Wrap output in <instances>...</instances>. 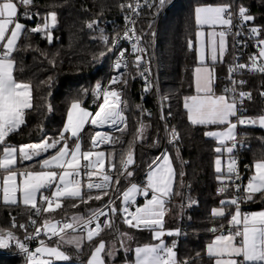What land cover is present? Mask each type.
I'll use <instances>...</instances> for the list:
<instances>
[{
  "label": "snow or ice",
  "instance_id": "1",
  "mask_svg": "<svg viewBox=\"0 0 264 264\" xmlns=\"http://www.w3.org/2000/svg\"><path fill=\"white\" fill-rule=\"evenodd\" d=\"M166 0H156L160 7L165 6ZM34 0H0V195L4 204L16 205L22 202L34 210V216L41 217L44 213H53L64 207V200L76 201L71 205L78 208L80 204H90L92 201L107 202L96 208H89L87 215L73 214L67 219L53 220L43 218L38 224L37 219L29 217L33 232L28 231V225L17 224L13 219L11 228L0 229V249L16 248L23 253L26 264H56L67 262L71 264L74 257L61 250L62 245L74 247L79 253L87 242L91 248L90 254L82 264H108L114 261L119 251L131 252L133 258L125 260L124 264H193L192 261L177 259L176 242L171 245L165 243V236H179V229H166L165 217L170 211L169 205L173 197H181L183 193L176 191L177 172L173 165V157L164 149L159 156L147 166L145 182L140 185L130 182V186L121 191L123 178H131L134 172L130 170L135 164L134 147L136 143L146 138L149 125L138 121L132 140L128 141L127 150L121 151L119 167L115 160V151L106 154L98 150L103 145L123 144L120 136H114L107 131H95L90 137V147H82L81 133L87 125L99 129L107 127L115 132L125 133L128 128L125 110L128 102L124 99V89L130 79L138 74L144 80V91L152 88L149 81L151 74L150 60L145 59L147 47H142L143 35L137 34L135 20L142 7L149 6L147 0H129L120 5L127 9L129 15L124 17L125 28L123 34L119 32L109 37L101 32V41L105 51L99 53L105 57L112 52L117 55L114 69L117 75L112 77L107 87L97 83L92 95L99 103L96 110L90 111L82 106L81 101L72 102L66 114V122L58 135L45 137L40 142H33L14 146L8 143L9 137L17 133L25 125L26 117L34 108L33 89L29 82L18 80L15 76V54L20 47V40L29 34L43 33L49 43L53 40L52 29L57 24V13L49 12L42 18V23L28 28L21 22V17L34 20L39 13H31L29 9ZM155 6V5H153ZM23 9V12H21ZM234 16L236 23H234ZM255 16L248 7L238 5L235 13L231 3L219 5H201L194 9V22L198 29L207 26L212 29L207 33L208 40L203 39V31L196 32L197 42L200 44L199 61L202 66L194 69L195 95L185 98L184 108L191 125L222 126V130H209L206 137L213 138L217 146L214 152L217 158L214 161L216 179L219 183L218 195L225 198L219 201V206L210 210L213 221L227 220V227L223 223L219 227L213 226L209 231L214 238L205 246L204 255L210 264H264V210L242 213L240 205L254 201L258 197L264 198V159L246 165L251 172L246 183H242L238 159L235 155L237 144V129L260 127L264 129V114L257 117L244 115L241 111L245 100L251 99V92L244 91V79H237L245 72L264 75V27H247L249 22L255 21ZM99 20H91L87 28L98 26ZM246 27L253 52L249 54L247 62L237 61L228 67L227 81L222 92H216L213 69L203 66L206 49L209 52L212 64L222 62L227 50L226 37L231 33L235 37H242L243 32L233 28ZM220 30L217 31L216 29ZM127 41L129 49L121 47V42ZM248 41L237 40L243 47ZM30 47V45H29ZM188 47H193L189 40ZM119 86V87H116ZM264 96V91L260 93ZM165 100L167 97L164 98ZM238 105L240 107H238ZM47 108L51 111V105ZM139 108V106H138ZM140 112L146 116L142 108ZM170 115V113H169ZM161 120L165 117L161 115ZM163 131L166 137H157L153 143L159 146L161 139L176 146L180 135L176 128L165 125ZM55 150L51 155H45ZM179 157V148L176 149ZM227 156L226 165L222 164V156ZM43 159H37L39 157ZM106 160L108 161L106 167ZM33 161L25 170H18V163ZM38 165V170H32ZM181 177L183 172L179 174ZM113 184L116 185L113 188ZM183 187V185H181ZM87 189V193L84 189ZM96 190L98 194L92 195ZM113 193L115 199L110 195ZM17 193L20 194L18 200ZM50 193V194H47ZM231 193V195H227ZM137 196L145 198L143 204L137 203ZM150 196V198H149ZM116 200L121 201L118 205ZM195 203L189 199V206ZM134 207V210H132ZM231 207L232 210H229ZM119 216L129 229L138 231L147 230L152 234V240L157 243L138 244L134 249L130 243L134 237L129 232L115 229V218ZM16 229H23V237L17 235ZM116 233L115 238L106 242L102 238L105 230ZM78 233V234H77ZM47 241L57 238L54 245ZM99 238V239H97ZM27 241H37L34 249ZM95 242V243H94ZM117 244L119 247H117ZM199 256L200 254L197 253Z\"/></svg>",
  "mask_w": 264,
  "mask_h": 264
},
{
  "label": "trees",
  "instance_id": "2",
  "mask_svg": "<svg viewBox=\"0 0 264 264\" xmlns=\"http://www.w3.org/2000/svg\"><path fill=\"white\" fill-rule=\"evenodd\" d=\"M123 3L125 0H34L29 11L38 12L39 17L34 20L21 17L26 26L31 28L37 23H42V18L51 11L57 13V24L51 30L53 35L51 43L43 33L29 34L26 39L22 38L19 42L20 47L15 54L14 74L18 80L32 85L34 108L28 112L25 125L9 137L8 143L18 146L40 142L45 137L57 136L66 122V114L72 102L81 101L84 106L92 110L94 99L92 92L95 85L97 83L104 85L112 76L110 65L112 52L105 57L99 55L101 51L106 50L100 38V29H103L109 37L114 36L126 11L120 7ZM227 3H231L235 10L238 5L249 8L256 19L254 22H249L248 27H264V0H177L162 17L156 37L157 51H160L157 53V58L162 89L164 96L167 97V113L168 115L170 113V122L179 131L181 138L179 157L176 155L177 146L168 145L167 150L170 149L177 172L175 189L183 193V199L174 197L177 202L171 201L170 215L165 221V228L180 230V226L183 225L179 238L167 236V240L177 241L176 252L180 261L188 259L193 264H210L204 252L205 246L215 234L211 233L209 228L219 227L221 223L227 226V220L213 221L210 218V210L219 206V201L225 198L217 193V188L220 186L214 170V158L217 156L214 148L217 144L204 135L208 126L191 125L184 108L185 98L194 90L193 71L198 64L196 47L198 28L194 22V9L200 5ZM91 20H99L100 23L93 29H89L86 25ZM142 25L148 42L151 39L153 26L150 18L143 20ZM189 40L193 41L191 49L188 47ZM245 53L247 62L251 52L245 51ZM229 60L230 57L218 66L216 90L219 92H222L225 84L228 83ZM244 74L250 81V88L256 94V99L254 102L245 104L243 114L251 116L264 113V98L259 94V90L264 88V75L250 72ZM134 75L135 78L130 79L124 89V99L128 102L125 110L128 118L127 131L123 134L113 132V135L120 136L124 143L100 147L107 153L115 151L116 157L113 162L119 167L120 153L127 150L128 141L133 138L137 122L141 121L149 125L146 138L136 143L134 147L135 164L130 168L134 172L133 177L147 171L148 164L160 155L164 139L160 140L159 146L154 144L153 140L158 136L162 138L165 136L153 92L150 90L145 92L142 78L138 74L134 73ZM144 93L147 95L145 99ZM48 104L51 105V111L47 108ZM140 108L145 113H151V116L142 114ZM95 131L97 129L90 125L83 132L84 150L90 147V137ZM236 140L245 144L241 151L243 163L252 165L254 161L264 159V132L260 127L239 128ZM181 172L184 173L182 177L179 175ZM247 173L251 175L250 171ZM125 185L126 182L123 180L120 188L122 189ZM112 187L115 188L116 185L113 184ZM91 194L96 195L98 192H91ZM110 195L115 196L111 191ZM108 199L109 197H104L103 201H92L87 205L80 204L78 208L71 207L76 201L64 200V207L53 213L42 214L38 217L39 223L45 217L57 220L67 219L73 214L87 215L89 208H96ZM189 199L195 203L189 206ZM117 204L119 205V202ZM249 205H253L254 208L262 207L264 198L258 197L250 201ZM229 210H232L231 207ZM33 213L34 210L28 206L0 203V229H10L13 219L17 224H27L30 216L35 218ZM115 220V229L129 232L134 237L129 242L131 248L134 249L138 244L154 242L151 232L129 229L119 216ZM14 231L22 238L23 229ZM115 236L116 233L108 229L102 234L106 242L112 241ZM55 241L51 243L55 244ZM62 247V250L74 257L71 264H82L91 251L87 242L79 253L72 246L62 245ZM117 247H119L118 244ZM14 250L16 248L12 247L0 249V252ZM197 253L200 255L198 256ZM132 258L131 252L125 253L121 250L117 253L115 260H109L108 264H124L125 260ZM0 264H25V260L18 253H0ZM56 264H67V262H56Z\"/></svg>",
  "mask_w": 264,
  "mask_h": 264
},
{
  "label": "built area",
  "instance_id": "3",
  "mask_svg": "<svg viewBox=\"0 0 264 264\" xmlns=\"http://www.w3.org/2000/svg\"><path fill=\"white\" fill-rule=\"evenodd\" d=\"M176 1L177 0H166L165 6L164 7H160L156 3V0H147V3H148L149 6L142 7L140 9L139 15L133 17V19L136 22L135 23V27H136L137 34L138 35H140V34L143 35V41H142V45L141 46L142 47H147V54H146L145 59H146V61L150 60L151 74L149 76V81L152 84V88L150 89V91L153 92V94L155 96L156 106H157V110H158V113H159V117H161V115H163L165 117L164 120L160 119L161 122H162L163 129L165 128V125H167L169 128H171V127L175 128V126L172 125L171 122H170L169 115L167 113V106H168L167 99L166 100L164 99L165 96H164L163 89H162L161 76H160V66H159V62H158V58H157V46H156L157 45V42H156L157 40H156V37H157V30H158V27H159V24H160V21H161L162 17L165 15V13L169 10V8ZM128 2H129V0H125V3H128ZM141 2L143 3V0H141ZM153 5H155V6H153ZM233 12L235 13V9H233ZM126 15H129L127 9L125 11L124 17ZM147 18H150L151 25H153L152 28H151L152 29L151 30V39L148 42L146 40V31L143 29V25H142V21L146 20ZM234 23H236L235 16H234ZM247 27H248V25H247ZM124 28H125V19L123 18V21L120 23L118 30H116V33L119 32L122 35L123 31H124ZM237 30L243 32L244 35L242 37L238 38V37H235L231 33L229 34L230 35V43H231L230 44L229 66L231 64H233L234 62H236L237 58H239V62L240 63H245L246 62V60H245V56H246L245 51H250L251 53L253 52L252 44L255 43V40L253 39V40L249 41L246 27L233 28L231 31H232V33H234ZM237 40H244V41H248V42L245 43L243 47H241L237 43ZM120 46L128 48L129 49V59H134V57L131 56V52H130L131 45L127 41H122ZM117 58H118L117 55L115 53H112V58H111V61H110V65H111V68H112V76H111V78L114 77L115 75H117V72L114 69V64H115V61L117 60ZM236 78L237 79L246 80L247 83L245 85H243V89L242 90L251 92V99L250 100H245L244 103H243V106L241 108V111L244 112L245 111V104L248 103V102H254L255 99H256V94L254 93L253 89L250 88V81L245 76V74H243L242 76L238 75ZM109 81H107L103 86L107 87L108 84H109ZM142 82L145 85L143 79H142ZM116 87H119V86H116ZM262 91H264V88L259 90V94ZM260 97L264 98V96H262L261 94H260ZM143 98L144 99L147 98L146 93L143 94ZM98 103L99 102L96 101L95 99L92 100V107H93L92 111L93 112L96 110V106H97ZM238 107H240V106L238 105ZM96 129H97V131H107V132L114 131V130L109 129L107 127H104L103 129H99V128H96ZM164 135H165L164 137H166L167 136V132L164 131ZM179 135H180V133H179ZM237 144H238V147L236 149L235 155H236V157L238 159V166H239L240 174L243 177L242 183H246L247 177L249 175L247 173L248 170H246L245 166L246 165H250V164L249 163H243V158H242V155H241V151L244 149L245 144H242L239 141H237ZM168 145L169 144L167 143V140L164 139L162 151L164 149H167ZM176 146L179 149H181L180 140H179V142H178V144ZM145 174H146V171H143V172H141L139 175H137L135 177H131V178L125 177V178H123V180L126 182V185L121 189V191H123L124 188H126L127 186H130V182H136V183H138L140 185H143V183L145 182V178H146ZM84 190L87 191L86 188ZM92 192H97V191L93 190ZM112 198L115 199V196L112 197ZM171 201H175V198L173 197V199ZM118 202H119V200H116V203H118ZM175 202H177V201H175ZM137 203L142 205V202H140L139 200H137ZM179 204H181V203H179ZM249 204H250V202H244V203H242L240 205V209H241V211L243 213H246L248 211V209H246L245 206L249 205ZM132 210H134V207H133ZM33 219H37L38 224H39V218L38 217L35 216V218H33ZM63 219L64 218H59L57 220H63ZM26 225H28V231L30 233L33 232V230H34L33 226L29 222ZM182 228H183V225L180 226V235H181ZM180 235L177 236V237L179 238ZM41 238L45 239L46 242L49 243V244L57 239V238H53L52 241H47V238L43 237V235L41 236ZM27 243L29 244V247L31 249H34L36 246H38V242L37 241H27ZM0 253H2V254H17V253L21 254L24 257L25 264H26V259H25L24 254L20 253L18 249L14 250V251H2Z\"/></svg>",
  "mask_w": 264,
  "mask_h": 264
},
{
  "label": "crops",
  "instance_id": "4",
  "mask_svg": "<svg viewBox=\"0 0 264 264\" xmlns=\"http://www.w3.org/2000/svg\"><path fill=\"white\" fill-rule=\"evenodd\" d=\"M201 6V5H200ZM21 22H23L22 20H21ZM24 23V22H23ZM217 31H219L220 29L219 28H217L216 29ZM197 31H203L204 33H205V36H204V40H205V42H207V40H208V36H207V33H209V32H211L212 31V29L211 28H209V27H207V26H204V28L203 29H198ZM226 43H227V50H226V52H225V55H224V57H223V61L222 62H224V61H226L230 56H229V54H230V35H228L227 37H226ZM196 47H197V62H198V64L195 66V68L196 67H198V66H202L201 64H200V61H199V48H200V44L197 42V38H196ZM205 55H206V59H205V63H204V65L203 66H205V67H209L210 69H213L214 71H213V76H214V80H215V85H216V79H217V72H218V69H219V63H222V62H217L216 64H212V62H211V60H210V55H209V52H208V50L206 49V51H205ZM194 68V69H195ZM193 75H194V71H193ZM193 86H194V78H193ZM216 90V89H215ZM216 92L219 94L220 92L219 91H217L216 90ZM196 93H195V87H194V90H193V93L191 94V95H195ZM190 95V96H191ZM82 106L84 107V108H86V109H89L90 111H92L90 108H88V107H86V106H84L83 104H82ZM70 108V107H69ZM186 110V109H185ZM261 114H264V113H261ZM186 115H187V113H186ZM258 115H260V114H255V115H251V117H257ZM248 116H250V115H248ZM88 126H90V125H87L86 127H85V129L88 127ZM209 128H207V130L206 131H209V130H222V126H215V125H209L208 126ZM258 127V126H257ZM85 129H84V131H85ZM263 130V132H264V129H262ZM83 131V132H84ZM83 132L81 133V137H82V134H83ZM238 133H239V128L237 129V137H238ZM237 137H236V139H237ZM209 138V137H208ZM210 139H212V140H214L213 138H210ZM215 141V140H214ZM216 142V141H215ZM14 146H16V145H14ZM18 146H20V145H18ZM17 146V147H18ZM82 147H83V144H82ZM83 149H84V147H83ZM98 150H102V151H105L106 152V150H104V149H102V148H99ZM55 150H51L49 153H46L45 155L47 156V155H51L52 154V152H54ZM106 154H107V152H106ZM44 157L42 156V157H39V158H37V159H43ZM217 158V156L214 158V161H215V159ZM221 159H222V164L223 165H226V162H227V156L225 155V156H222L221 157ZM34 162L33 161H25L24 163H23V165H20L19 163H18V170H20V171H23V170H25V167L26 166H30V165H32ZM107 164H108V161L106 160V167H107ZM214 169H215V164H214ZM32 170H38V165H37V167L36 168H33ZM131 171H132V169H131ZM147 172V171H146ZM47 194H50V193H47ZM150 197V196H149ZM17 198H18V200H19V198H20V194L19 193H17ZM137 200H141V202L143 203L144 202V198L143 197H141V196H138V199ZM0 203H3V201H2V195H0ZM121 203V201H119V204ZM18 204H21V205H23V203L22 202H18ZM23 206H25V205H23ZM28 207H30V206H28ZM261 210H264V206H262V207H258V208H251V209H249L246 213H251V212H257V211H261ZM242 212V211H241ZM243 213V212H242ZM169 212H168V215L165 217V221H167L168 220V218H169ZM214 238V237H213ZM212 238V239H213ZM211 239V240H212ZM210 240V241H211ZM209 241V242H210ZM208 242V243H209ZM207 243V244H208Z\"/></svg>",
  "mask_w": 264,
  "mask_h": 264
},
{
  "label": "rangeland",
  "instance_id": "5",
  "mask_svg": "<svg viewBox=\"0 0 264 264\" xmlns=\"http://www.w3.org/2000/svg\"><path fill=\"white\" fill-rule=\"evenodd\" d=\"M156 46H157V45H156ZM158 50H159V46H158ZM157 53H160V51H159V52L157 51ZM159 61H160V64H161V59H159ZM125 114H126V112H125ZM126 116H127V114H126ZM113 132H114V131H112V132L110 131V133H112V134H113ZM167 151L171 154L170 149H168ZM141 197H143V196H141ZM143 198H144V197H143ZM149 198H150V197H149ZM137 199H138V196H137ZM144 200H145V198H144ZM142 204H143V203H142ZM77 234H78V233H77ZM164 240H165V243H167V244H169V245H171V243H172L173 241H175V242L177 243V241H176L175 239H172V240L168 241V240H167V236L164 237ZM153 243H157V241H154ZM49 245L51 246V245H54V244L50 243ZM176 245H177V244H176ZM66 246H67V245H66ZM62 248H63V247H62ZM62 248H61V250H62Z\"/></svg>",
  "mask_w": 264,
  "mask_h": 264
},
{
  "label": "water",
  "instance_id": "6",
  "mask_svg": "<svg viewBox=\"0 0 264 264\" xmlns=\"http://www.w3.org/2000/svg\"><path fill=\"white\" fill-rule=\"evenodd\" d=\"M245 208L249 210V209L253 208V205H246Z\"/></svg>",
  "mask_w": 264,
  "mask_h": 264
}]
</instances>
